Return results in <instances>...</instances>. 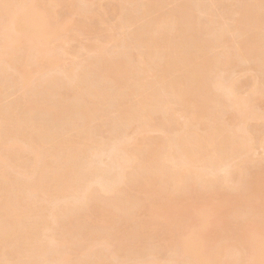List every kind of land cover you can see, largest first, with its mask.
<instances>
[{
	"label": "bare ground",
	"instance_id": "obj_1",
	"mask_svg": "<svg viewBox=\"0 0 264 264\" xmlns=\"http://www.w3.org/2000/svg\"><path fill=\"white\" fill-rule=\"evenodd\" d=\"M262 163L264 0H0V264H264Z\"/></svg>",
	"mask_w": 264,
	"mask_h": 264
},
{
	"label": "rangeland",
	"instance_id": "obj_2",
	"mask_svg": "<svg viewBox=\"0 0 264 264\" xmlns=\"http://www.w3.org/2000/svg\"><path fill=\"white\" fill-rule=\"evenodd\" d=\"M141 5H142V3H141ZM258 152H259V151H258ZM261 153H262V151L260 150V155H262ZM258 154H259V153H258ZM262 165H263V168H264V164H263V163H262ZM262 165H261L260 167H262ZM263 168H258L259 171H258V169H256V170L258 171V172L256 171V173H259V172L261 171V169H262V171H263V170H264ZM263 172H264V171H263ZM263 172H260V173L262 174ZM261 174H260V175H261ZM225 194H227V195L229 196L230 193H229V192H225ZM225 196H226V195H225ZM228 196H226V199H227ZM145 245H148V246H149V245H151V243L149 244V242H148V244H144V246H145ZM148 246H146V247H148Z\"/></svg>",
	"mask_w": 264,
	"mask_h": 264
}]
</instances>
